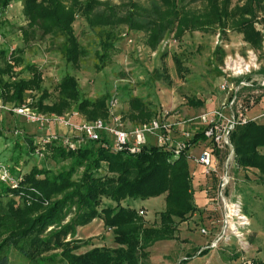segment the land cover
<instances>
[{
    "label": "trees",
    "instance_id": "obj_1",
    "mask_svg": "<svg viewBox=\"0 0 264 264\" xmlns=\"http://www.w3.org/2000/svg\"><path fill=\"white\" fill-rule=\"evenodd\" d=\"M13 1L16 0H0V10L5 11ZM154 1L151 7H146L138 5L136 0L120 5L110 0H22L23 14L28 20L24 36L29 37V28L33 34L40 30L42 37L64 38L58 52L69 63L79 66L89 54L74 30L77 16L81 15L96 37L97 70L112 60L121 26L145 32L146 44L152 50L170 33L180 39L187 32L218 30L225 38L229 26L242 34L251 47L262 48L264 33L256 29L255 22L259 11L264 12V0H245L234 9L231 8L232 0H204L202 9L190 7L197 0ZM17 53L16 49L12 54L7 50L0 52L3 63L0 66V97L5 102L22 103L27 99L26 92L36 91L41 96L37 101L33 99L32 105L39 112L62 115L76 104L75 109L86 120L108 117L107 96L96 100L81 97L79 83L72 75L61 79L56 87V100L46 103L51 95L43 88V74L37 67L29 66L30 77L16 76L15 66L22 62ZM215 53L222 58L225 55L221 46L216 47ZM176 62L182 70L181 61ZM259 72L264 74V66ZM13 76L17 78L13 80ZM188 103L195 107L204 105V101L195 98ZM130 106L129 116L134 122L148 121L157 114L137 97L130 100ZM22 132L16 137L26 140L31 151L36 152V135ZM232 138L239 165L259 169V178L264 183V124L250 121L237 128ZM202 139L197 136L193 142ZM40 152L54 162L70 161V164L58 172L34 166L28 173H19L22 180L17 187L0 182V264H11L13 248L28 264H146L151 257L149 248L158 241L176 239L179 224L197 210L190 193V165L186 155L174 159L170 153L156 147H147L136 155L115 153L102 142L91 140L75 150L53 142ZM103 162H107V171L115 176H96ZM77 173H80L79 178L74 179ZM163 194H166V208L160 214L158 226H146L135 208L122 205L129 199L144 200ZM16 196L20 198L19 203ZM103 198L115 205L111 203L101 208ZM45 200L51 202L45 205ZM74 207L76 213L72 220L61 225ZM98 217L104 220L107 228L113 229L118 246L94 247L85 253H76L81 246L77 239L66 241L67 235L74 237L78 226H85ZM55 224L58 228L48 231ZM210 250L203 249L199 255Z\"/></svg>",
    "mask_w": 264,
    "mask_h": 264
},
{
    "label": "rangeland",
    "instance_id": "obj_2",
    "mask_svg": "<svg viewBox=\"0 0 264 264\" xmlns=\"http://www.w3.org/2000/svg\"><path fill=\"white\" fill-rule=\"evenodd\" d=\"M110 1L115 5H120L128 0ZM136 2L138 5L151 7L155 1L136 0ZM244 2L245 0H232L231 8L234 9L235 5H242ZM203 5L204 0H197L190 7L202 9ZM27 27L28 20L23 14L22 0L11 2L5 11L0 10V52L7 50V53H10L13 49L17 50V55L22 59L21 64L15 66L17 77H30L29 66L37 67L43 74L42 86L51 95L46 103H51L57 98L58 83L66 75H72L79 83L81 97L96 100L107 96L106 108L108 109L110 100L116 98L114 111L123 116L128 127L142 123L141 121L134 122L129 116L130 100L134 97L139 98L155 113L170 110L179 111L186 117L196 116L204 110L218 107L226 99V93L220 87L226 78L221 70L226 56L239 55L247 59L250 55L249 51H253L260 67L264 66V38L262 48L254 49L232 26L228 27L225 38L218 30L187 32L180 39L170 33L155 50L146 44L145 32L131 31L126 26H121L117 49L113 52L112 60L107 61L106 66L101 70L95 67V52L98 49L96 37L83 16H77L74 30L89 54L79 66L69 63L58 52V47L64 38L51 35L42 37L40 30L33 34L29 28V37L25 38L24 29ZM255 27L264 33L263 11H259ZM217 46L223 48L225 52L223 58L215 53ZM178 59L181 61L182 70L178 69L176 62ZM11 63L14 65V62ZM1 65H3L2 60H0ZM16 76L12 79L15 80ZM26 95L27 99L31 97L37 101L41 93L28 91ZM240 95L247 100L245 104L251 106L250 115H258L264 110V89L244 88ZM192 98L204 101V105L202 107L190 105L188 100ZM75 108L76 104H73L68 111ZM256 122L264 124L262 119ZM16 129L42 134L39 133L36 125L28 124L20 118L6 113L0 118V158L11 170H15V173H28L34 166L58 172L69 166L70 161L57 163L32 152L26 140L15 136L14 130ZM232 142L235 152L229 163L231 182L223 190V195L221 190L219 191V181L230 151H217L220 170L217 174L209 176H205L204 169L193 160L201 153V145L195 146L190 151V156L187 157L190 165V193L194 197L197 210L192 215L188 214V218L179 224L176 239L158 241L149 248L151 257L145 261L146 264H181L182 261H189L186 257L197 256V252L202 247L210 246L222 235L221 231L225 223L227 212L221 199L222 196L226 197L230 208L232 202H236L237 199L243 201L244 212L250 221L244 240L249 250L242 255L240 241L230 235L216 250L229 259L228 264H244L246 261H252L254 264L264 263V183L259 178V169L239 165L233 138ZM262 151L264 152V149ZM80 173H77L74 179H78ZM105 175L106 177L116 175L107 171V162H103L102 167L96 173V176ZM165 196L166 194L157 195L136 201L129 199L122 202V205L135 208L138 213L144 210L145 214L140 215L139 213V215L145 221L146 226H158L160 214L166 208ZM19 199L16 196L17 203ZM102 201L101 208L112 203L107 198H103ZM50 202L45 200L44 204L48 205ZM112 204L115 205V203ZM75 213L76 208L74 207L61 225L69 223ZM56 228L58 226L55 224L50 226L48 231ZM202 228H206L209 233L203 234ZM72 239H77L81 246L76 251L78 254L85 253L94 247L115 248L118 246L114 241L113 229L107 228L100 217L85 226H78L76 235L73 237L68 234L65 240L71 241ZM10 254L11 264H28L17 249H11ZM237 254L239 256L235 258Z\"/></svg>",
    "mask_w": 264,
    "mask_h": 264
},
{
    "label": "built area",
    "instance_id": "obj_3",
    "mask_svg": "<svg viewBox=\"0 0 264 264\" xmlns=\"http://www.w3.org/2000/svg\"><path fill=\"white\" fill-rule=\"evenodd\" d=\"M249 54L247 59L239 55L226 56L221 70L227 79L223 80L220 87L227 97L218 107L204 110L196 116L186 117L179 111L163 110L148 121L128 127L123 116L114 111L116 98L110 100L108 118L89 121L76 109L62 115L39 112L33 107V99L30 97L22 103H8L0 98V118L6 113L36 125L39 133H42H34L35 144L38 145L36 153L39 155H42L40 149L53 142L75 150L86 140H91L102 142L115 153L136 155L147 147H156L177 159L182 155L190 156V151L201 145V153L193 160L204 169L203 174L209 176L220 170L217 151L229 150L219 181V191L223 195V190L231 182L229 163L235 152L232 142L234 131L250 121L264 120V110L258 115H250L251 106L246 105L247 100L240 95L244 88L264 89V74L259 72L261 67L257 56L253 51H249ZM14 134L18 136L23 132L16 129ZM197 136H202L203 139L194 143ZM21 180V175L12 172L0 158V182L17 187ZM221 199L227 212L222 235L209 247L218 249L221 242L230 235L240 241V253L244 255L249 250L244 240L250 226L249 218L244 212V203L237 199L230 208L226 197L222 196ZM139 213L144 215L145 211L141 210ZM201 232L209 233L206 228H202ZM244 264L254 263L246 261Z\"/></svg>",
    "mask_w": 264,
    "mask_h": 264
},
{
    "label": "crops",
    "instance_id": "obj_4",
    "mask_svg": "<svg viewBox=\"0 0 264 264\" xmlns=\"http://www.w3.org/2000/svg\"><path fill=\"white\" fill-rule=\"evenodd\" d=\"M202 248L201 250L210 247L207 246L203 249ZM201 250L197 252V256H191L189 258L186 257V259H189V261H187L185 264H228L227 260L229 259H226L224 256H222L218 250L211 248V250L203 256L199 255Z\"/></svg>",
    "mask_w": 264,
    "mask_h": 264
}]
</instances>
